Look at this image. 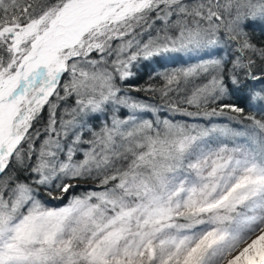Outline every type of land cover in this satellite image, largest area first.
Listing matches in <instances>:
<instances>
[{"label":"snow or ice","instance_id":"obj_1","mask_svg":"<svg viewBox=\"0 0 264 264\" xmlns=\"http://www.w3.org/2000/svg\"><path fill=\"white\" fill-rule=\"evenodd\" d=\"M0 264H264V0H0Z\"/></svg>","mask_w":264,"mask_h":264},{"label":"trees","instance_id":"obj_2","mask_svg":"<svg viewBox=\"0 0 264 264\" xmlns=\"http://www.w3.org/2000/svg\"><path fill=\"white\" fill-rule=\"evenodd\" d=\"M259 38H260V31L257 30V32H256V40H257V43L260 42V39ZM149 83L155 84V85L159 86L160 81H159V78H154L152 80H148L147 75L144 74L143 72H141V74L138 75L136 78L131 79V80H129V81L126 82L127 85L132 86V88L130 90H135L138 87H146ZM133 92L135 94H137V96H139V97H142L144 95L143 94L144 93L143 91H136L135 90ZM245 111H246V114L254 115V116H256L257 119H260L261 118V115L258 112L248 113V110L247 109ZM46 112H47V107H45V110L42 113V115L44 117H45ZM245 123H249V122L248 121H245ZM40 126H42V125H40ZM53 203L55 204L56 202L54 201Z\"/></svg>","mask_w":264,"mask_h":264},{"label":"rangeland","instance_id":"obj_3","mask_svg":"<svg viewBox=\"0 0 264 264\" xmlns=\"http://www.w3.org/2000/svg\"><path fill=\"white\" fill-rule=\"evenodd\" d=\"M133 91H135V90H130V94L132 95V96H134V97H137V98H140V99H148L149 97L148 96H146V94L145 93H143L144 95L142 96V97H139V96H137V94H135ZM152 99H155V97H152ZM45 107H47V106H45ZM46 117H47V112H46V114H45V119H46ZM180 117H178V119H179ZM185 119H188V118H185ZM214 119H217V120H223V118L222 117H220V118H214ZM40 125H38V127H39Z\"/></svg>","mask_w":264,"mask_h":264}]
</instances>
